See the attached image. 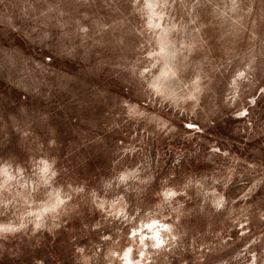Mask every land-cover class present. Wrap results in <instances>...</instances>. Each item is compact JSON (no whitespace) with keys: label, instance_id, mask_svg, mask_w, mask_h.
<instances>
[{"label":"rangeland","instance_id":"rangeland-1","mask_svg":"<svg viewBox=\"0 0 264 264\" xmlns=\"http://www.w3.org/2000/svg\"><path fill=\"white\" fill-rule=\"evenodd\" d=\"M0 264H264V0H0Z\"/></svg>","mask_w":264,"mask_h":264}]
</instances>
